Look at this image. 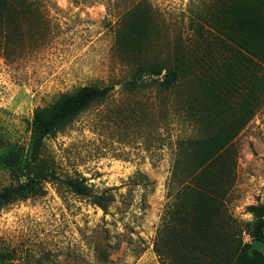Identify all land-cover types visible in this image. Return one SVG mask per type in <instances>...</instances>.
Segmentation results:
<instances>
[{"label": "rangeland", "instance_id": "374dc122", "mask_svg": "<svg viewBox=\"0 0 264 264\" xmlns=\"http://www.w3.org/2000/svg\"><path fill=\"white\" fill-rule=\"evenodd\" d=\"M210 1L0 0V191L38 168L29 163L36 108L84 86L111 88L45 139L40 161L56 179L42 184L44 195L0 208V264H161L153 242L187 184L173 183V170L206 161L207 150L232 168L218 204L240 240L230 264H264V64L242 52L219 70L209 96L189 75L163 91L140 73L168 65L176 50L202 48L195 28L205 14L217 20ZM145 10L156 21L146 40L133 31V13ZM201 27L209 40L216 35ZM206 46L214 59L203 70L226 54ZM140 76L137 87L126 84ZM68 179L104 196V209L73 193Z\"/></svg>", "mask_w": 264, "mask_h": 264}, {"label": "trees", "instance_id": "16d2710c", "mask_svg": "<svg viewBox=\"0 0 264 264\" xmlns=\"http://www.w3.org/2000/svg\"><path fill=\"white\" fill-rule=\"evenodd\" d=\"M207 9H213L212 20L208 14L203 16V24H196V39L202 48L198 52L189 50H176L168 65L149 64L143 73L153 78V83L160 90L168 91L177 85L187 75L186 80L196 83L203 90L220 85L219 70L222 67L232 66L241 57L242 52L251 54L260 68L264 64V0H212ZM134 14V33L139 38H150L153 33V16L148 11ZM200 17V15H198ZM155 21V22H154ZM203 25H207L216 35L206 37ZM220 44L226 54L220 59L212 60L206 70L202 64L211 58L210 50L206 45ZM199 66L198 73L192 70ZM185 75V76H184ZM142 76L127 81L129 87H137ZM111 88L84 86L73 92L59 95L52 103L45 107L36 108L30 123V153L29 163H39L32 175L24 182L15 186L5 187L0 191V208L28 198L41 197L45 190L43 183L56 179L53 170L40 161L44 141L55 136L67 124L73 121L80 113L92 104L107 98ZM190 144V143H189ZM188 144V145H189ZM194 157L200 154L191 150ZM207 150L203 155L206 161L195 162L190 167L175 168L172 173L173 183L187 184L181 190L177 203L167 207L157 230L153 242V250L159 257L161 264H230L241 252L240 240H236L235 232L222 225L223 214L219 209V198L228 192L232 182V168L224 164L217 165L215 155ZM64 184L75 194L91 197L98 207L104 209V196H91L83 180L68 179ZM261 208L252 207L253 212ZM264 213V209H262ZM182 224L180 228V242L172 244L174 238V225ZM186 225V226H184ZM223 231V232H222ZM222 232V233H221ZM264 234V232H263Z\"/></svg>", "mask_w": 264, "mask_h": 264}]
</instances>
